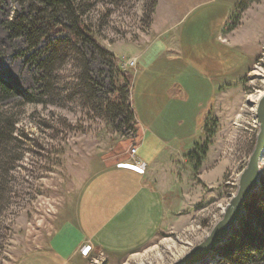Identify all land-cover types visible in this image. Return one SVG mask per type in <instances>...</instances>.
Listing matches in <instances>:
<instances>
[{
  "label": "rangeland",
  "instance_id": "374dc122",
  "mask_svg": "<svg viewBox=\"0 0 264 264\" xmlns=\"http://www.w3.org/2000/svg\"><path fill=\"white\" fill-rule=\"evenodd\" d=\"M80 2L84 10L82 17L100 44L121 62L135 58L133 65L122 68L132 74L130 97L135 116L146 119L151 108L186 112L183 117H188L186 120L167 116L168 133L174 131L179 135L192 124L198 131L189 139L209 138L199 164L187 158L193 162L195 185L192 207H188L189 222L158 234L146 247L115 263L169 264L201 241L221 217L253 148L257 123L255 110L247 98L264 88L261 78L254 73L257 67H264V32L261 34L264 0H165L160 18L163 21L168 12L176 17L165 19L166 29L170 30L157 36L147 33L149 26L144 22L150 0ZM18 8L15 0H0V76L23 91H33L37 87L36 70L22 52L24 40L22 37L10 40L4 27V22ZM219 30L222 37L231 34L244 45L216 41L233 50L230 62L234 69L255 46L258 54L240 78V88L218 98L213 110L212 103L218 94L207 90L203 83L194 86L189 82L197 76L198 62L212 55L208 50H212L213 38ZM150 42L152 45L148 47ZM200 46L205 49L199 50ZM99 66L97 60H92L95 70ZM77 71L72 63L59 67L56 73L60 84L71 81ZM64 100L23 103L12 98L3 103L7 116L16 120L11 145L21 158L8 171V193L0 209V264H17L21 254L46 247L81 183L108 165L129 163L126 162L131 154L129 148L135 145L136 137L131 129L116 127L85 107L78 97ZM210 110L212 113H208ZM164 114L156 115L159 122L164 120L159 118L165 117ZM203 122L206 132L199 129ZM176 124L181 126L176 129ZM184 140L182 149H186L184 145L190 147L189 140ZM259 165L262 181L264 154ZM180 168L184 179L185 169ZM56 240L65 249L67 241L62 243L58 237ZM219 257L215 252L206 264H221ZM86 264L107 263L105 256L95 254Z\"/></svg>",
  "mask_w": 264,
  "mask_h": 264
},
{
  "label": "crops",
  "instance_id": "0c3cea01",
  "mask_svg": "<svg viewBox=\"0 0 264 264\" xmlns=\"http://www.w3.org/2000/svg\"><path fill=\"white\" fill-rule=\"evenodd\" d=\"M164 2L165 0H157L147 33L152 32L157 36L170 30L166 29L167 22L164 21L176 16H171L168 12L162 21L161 5ZM176 24L177 21L174 20L173 25ZM263 32L264 27L261 34ZM213 40L212 50H208L212 55H206L198 62L197 76L194 75L189 83L194 86L203 83L207 90L212 89L218 94L212 103L214 110L218 98L231 93L233 88H240V78L252 64L258 48L255 46L246 52L243 63L234 69L230 62L233 50L231 47H222L216 41H229L232 46L240 44L244 47L241 40L233 39L231 34L222 37L220 30ZM151 45L150 42L148 47ZM200 47L199 50L205 49ZM139 58L140 54L137 59ZM158 113L161 116L166 113L165 117H159L164 118L163 121H158ZM185 113L173 109L151 108L148 109L146 119L142 115L137 116L138 118L135 116L136 151L129 154L126 162H137L143 167V172L116 164L108 165L87 177L76 189L70 202L72 205L60 217L47 246L21 254L16 260L17 264H86L88 258L95 254L105 256L107 264H115L121 257L146 247L158 234L170 232L189 222V208L193 203L191 194L195 185L193 162L187 160L186 153L204 136H200L199 141L189 139L198 131L197 126L192 124L179 135L174 131L169 134V125L165 123L167 116L176 117L178 121L186 120L188 117L183 119ZM179 126L181 124H176L175 128ZM203 126L204 122L199 129L202 130ZM183 140H189L190 147L184 145L187 151L181 148ZM181 166L185 169L184 179ZM57 237L62 243L67 241L65 249L56 240ZM84 244H89L87 252L81 251ZM43 249L46 251H40Z\"/></svg>",
  "mask_w": 264,
  "mask_h": 264
},
{
  "label": "trees",
  "instance_id": "16d2710c",
  "mask_svg": "<svg viewBox=\"0 0 264 264\" xmlns=\"http://www.w3.org/2000/svg\"><path fill=\"white\" fill-rule=\"evenodd\" d=\"M15 1L19 8L4 27L10 40L23 38L22 52L35 65L37 87L23 91L0 76V209L8 193V171L21 158L11 145L16 120L8 117L3 107L7 99L58 103L78 97L85 107L116 127L137 132L130 98L132 74L122 69L121 59L95 38L82 17L81 0ZM155 5L156 0H150L146 7V26L151 23ZM92 60L100 63L96 70ZM65 63H72L78 71L71 81L60 84L56 71ZM202 129L206 132L205 123ZM208 143L207 137L195 142L186 157L199 164ZM257 190L244 202L237 227L216 251L221 264H264V180Z\"/></svg>",
  "mask_w": 264,
  "mask_h": 264
},
{
  "label": "water",
  "instance_id": "95a60500",
  "mask_svg": "<svg viewBox=\"0 0 264 264\" xmlns=\"http://www.w3.org/2000/svg\"><path fill=\"white\" fill-rule=\"evenodd\" d=\"M254 115L257 123L255 142L245 166L237 177L236 190L225 205L221 217L212 225L201 241L191 246L169 264H206L237 227L244 212V202L257 190L260 184L259 162L264 154V89L257 100Z\"/></svg>",
  "mask_w": 264,
  "mask_h": 264
},
{
  "label": "built area",
  "instance_id": "2783aa9c",
  "mask_svg": "<svg viewBox=\"0 0 264 264\" xmlns=\"http://www.w3.org/2000/svg\"><path fill=\"white\" fill-rule=\"evenodd\" d=\"M135 62H136L135 61V58L134 59L131 58L128 61H124V62L122 61V62H120V66L122 68H125L128 65H133ZM129 150H130V153L131 154L135 153L136 146L135 145L130 146ZM117 166L128 167V168H131V169L136 170L138 172H143V167L141 165H139L137 162L134 163V164L133 163H118ZM88 249H89V244H84L82 246V248H81V251L82 252H87Z\"/></svg>",
  "mask_w": 264,
  "mask_h": 264
},
{
  "label": "bare ground",
  "instance_id": "6f19581e",
  "mask_svg": "<svg viewBox=\"0 0 264 264\" xmlns=\"http://www.w3.org/2000/svg\"><path fill=\"white\" fill-rule=\"evenodd\" d=\"M254 73L261 78L262 82H263V86H264V67H257L255 70H254ZM264 89V88H263ZM263 92V91H262ZM262 92H259V93H256L254 95H250L248 96L247 100L251 103L250 107L252 110H255V107H256V103H257V100L260 96V94Z\"/></svg>",
  "mask_w": 264,
  "mask_h": 264
}]
</instances>
